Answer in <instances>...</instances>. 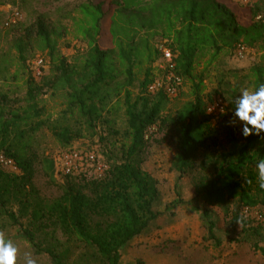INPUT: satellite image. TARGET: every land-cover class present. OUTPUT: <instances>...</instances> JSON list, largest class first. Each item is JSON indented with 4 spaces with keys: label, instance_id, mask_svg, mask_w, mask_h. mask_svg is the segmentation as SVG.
Returning <instances> with one entry per match:
<instances>
[{
    "label": "trees",
    "instance_id": "1",
    "mask_svg": "<svg viewBox=\"0 0 264 264\" xmlns=\"http://www.w3.org/2000/svg\"><path fill=\"white\" fill-rule=\"evenodd\" d=\"M79 10L76 28L86 51L78 69L60 55L59 35L42 17L23 37L46 55L53 73L46 86L64 93L62 115L69 116L76 127L51 129L60 145L67 146L80 138L82 131L93 134L98 124H106L105 114L113 109L107 104L122 94L126 142L120 148V162H111L105 153L109 165L101 179L66 176L58 198L49 202L39 199L33 184L37 154L32 143L47 120L36 98L40 89L28 71L26 105L17 109L0 105V155L12 160L18 170V174H8L0 167V217L19 230L23 228L20 218L29 217L31 225L53 220L68 240L91 250L100 264H119L121 250L148 232L162 215L155 210L157 182L141 165L149 128L170 126L175 148L171 169L179 178L197 168L203 172L192 203L202 205L195 206L203 215L207 239L218 244L211 218L212 209L218 208L233 224L241 221L243 227L249 226L251 236L258 239L254 249L264 258V225L253 226L242 216L243 208L264 207V190L259 187L256 170L257 162L264 159V133L245 138L241 131L236 136L229 124L220 123L226 136V144H221L219 132L211 124L213 117L206 114L213 97L203 94L202 79L195 75L197 60L206 53L214 58L239 43L251 46L263 38L258 6L249 9L250 25L241 21L245 9L228 0H86ZM155 38L166 42L175 55L176 73L191 85L192 100L168 120L162 113L169 99L161 92L147 91L159 57L152 43ZM107 41L111 47L103 48L101 44ZM15 48L24 64L20 41ZM135 68L143 76L133 95ZM254 73L258 87L264 83V69ZM44 165L45 174L52 178L54 162L46 159ZM14 203L18 205L16 213L11 210ZM233 204L236 207L230 211ZM24 236L35 254H46L50 264H68V249L35 245L34 234L28 229Z\"/></svg>",
    "mask_w": 264,
    "mask_h": 264
},
{
    "label": "rangeland",
    "instance_id": "2",
    "mask_svg": "<svg viewBox=\"0 0 264 264\" xmlns=\"http://www.w3.org/2000/svg\"><path fill=\"white\" fill-rule=\"evenodd\" d=\"M149 1V0H142ZM235 1L242 9L241 21L250 25L252 15L250 8L258 6L264 25V0H251L244 5ZM86 0H0V105L17 109L26 105L28 71H31L34 62L39 57H45L46 64L42 68V76L35 80L34 86L39 88L37 102L44 109L46 125L41 128L32 143L37 154L33 184L37 197L45 202L52 201L61 195L60 187L65 177L54 166L52 178L45 174L44 161L46 159L57 163L58 159L72 152H96L101 161L109 165L105 153L110 156L111 162H120V148L126 139L124 130L126 118L122 106V94L114 98L107 108L113 107L105 114L107 123L96 126L93 134L81 132V137L73 140L67 146L60 145L52 136L51 129L68 127L75 129L72 119L63 116L66 108L64 93L56 92L47 85L52 77L51 65L45 54L37 50L35 42L27 44L24 40L25 30L32 26L38 17H42L49 29L59 35L58 52L69 66L78 69L86 51L84 43L77 33V20L80 16V6ZM255 9V8H254ZM18 12L20 19L11 26H6L12 13ZM20 41L24 64L15 48ZM160 41L155 38L152 43L157 48ZM103 48H110L109 41L102 43ZM247 53L243 59L235 57L233 50H223L216 57L206 53L199 58L195 67L196 79H202L203 94H211L213 98L220 97L225 103V113L211 119V124L218 130L221 144H226V136L220 123L229 124L236 136L242 131V125L230 124L233 119L234 100L240 95L241 88L256 87V69H264V32L263 38L254 45H246ZM136 82L130 91L133 95L138 92V83L143 73L135 68ZM153 74L156 75L155 65ZM33 77V76H32ZM46 83V84H45ZM190 83L183 79L180 95L169 99L162 117L168 120L173 117L185 103L192 100ZM5 98V99H4ZM169 123V122H167ZM115 132V134H114ZM149 144L145 152L142 170L150 174L156 182L159 191V200L155 210L162 215L151 229L142 236L133 240L121 250L119 264H264V258L254 249L257 237L250 234L249 226L238 221L233 224L229 216L218 208L212 209L211 218L215 223V241L207 239V232L201 211L192 203L195 185L203 172L197 169L188 175L179 178V175L170 167L174 156V137L170 126H154L147 131ZM1 167V166H0ZM8 174H18L10 167H1ZM230 206V211L235 209ZM264 213V207L255 208ZM13 212L18 211V205L11 206ZM29 217L20 218L23 228L11 226L6 217H0V230L20 249L18 264H23V252L30 251L37 258L38 264H50L46 254H35L34 247L28 243L24 230L34 234V244L40 247H51L56 250H69L68 264H100L93 252L83 245L68 240L53 220H45L31 225ZM97 219H94L95 223ZM254 226V224H253ZM260 246V244H259Z\"/></svg>",
    "mask_w": 264,
    "mask_h": 264
},
{
    "label": "built area",
    "instance_id": "3",
    "mask_svg": "<svg viewBox=\"0 0 264 264\" xmlns=\"http://www.w3.org/2000/svg\"><path fill=\"white\" fill-rule=\"evenodd\" d=\"M240 3L247 5L251 0H239ZM20 19L18 12L12 13L7 20L6 26L15 24ZM258 19V18H257ZM159 57L155 64L156 75L154 80L148 86L147 91L151 94L161 92L168 99H174L180 95L183 80L176 73L175 55L166 45V42L160 43L157 47ZM234 55L238 59H243L247 53V48L244 44H237L233 49ZM45 57H39L33 64L31 74L33 79H38L42 76L43 67L46 64ZM225 103L220 97H215L206 107V114L210 117H218L225 113ZM223 109V112L221 111ZM0 166L10 167L17 171V168L12 160L6 159L0 155ZM54 166L64 176H83L88 180L101 179L108 169V165L101 161L96 152H72L60 157ZM242 216L251 221L254 225H264V213L259 212L255 208H243Z\"/></svg>",
    "mask_w": 264,
    "mask_h": 264
},
{
    "label": "clouds",
    "instance_id": "4",
    "mask_svg": "<svg viewBox=\"0 0 264 264\" xmlns=\"http://www.w3.org/2000/svg\"><path fill=\"white\" fill-rule=\"evenodd\" d=\"M234 104L233 119L230 124L242 125V135L245 138L253 134L261 137V133H264V83L252 89L241 88ZM221 111L223 112V109ZM256 170L259 187L264 190V159L257 162ZM20 255L17 245L0 230V264H18ZM22 256L23 264H38L32 252L25 251Z\"/></svg>",
    "mask_w": 264,
    "mask_h": 264
},
{
    "label": "crops",
    "instance_id": "5",
    "mask_svg": "<svg viewBox=\"0 0 264 264\" xmlns=\"http://www.w3.org/2000/svg\"><path fill=\"white\" fill-rule=\"evenodd\" d=\"M228 1H230L231 3H233V4H235V5H238V4H237L235 1H233V0H228ZM238 6H239V5H238ZM239 7H240V6H239ZM244 12H245V11H243L242 13L244 14ZM242 13H241V14H242ZM156 61H157V60H156ZM155 64H156V62L154 63V65H155Z\"/></svg>",
    "mask_w": 264,
    "mask_h": 264
}]
</instances>
